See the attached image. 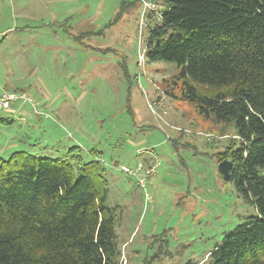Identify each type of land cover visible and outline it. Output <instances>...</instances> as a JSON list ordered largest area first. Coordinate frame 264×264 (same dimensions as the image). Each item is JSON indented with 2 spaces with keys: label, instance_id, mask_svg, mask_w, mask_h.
Returning a JSON list of instances; mask_svg holds the SVG:
<instances>
[{
  "label": "rangeland",
  "instance_id": "374dc122",
  "mask_svg": "<svg viewBox=\"0 0 264 264\" xmlns=\"http://www.w3.org/2000/svg\"><path fill=\"white\" fill-rule=\"evenodd\" d=\"M121 1L0 0V94L27 97L0 109V157L24 150L99 161L127 264L209 263L223 236L257 212L218 173L234 128L166 94L174 62L146 60L161 2L126 0L114 22ZM154 158L145 199L121 167Z\"/></svg>",
  "mask_w": 264,
  "mask_h": 264
},
{
  "label": "trees",
  "instance_id": "16d2710c",
  "mask_svg": "<svg viewBox=\"0 0 264 264\" xmlns=\"http://www.w3.org/2000/svg\"><path fill=\"white\" fill-rule=\"evenodd\" d=\"M154 1L162 8L147 26L146 60L174 62L166 94L233 126L218 161L232 162L229 180L257 211L209 263L185 264H264V0ZM121 3L114 22L132 4ZM107 190L101 163L79 154L0 157V264H122Z\"/></svg>",
  "mask_w": 264,
  "mask_h": 264
},
{
  "label": "built area",
  "instance_id": "2783aa9c",
  "mask_svg": "<svg viewBox=\"0 0 264 264\" xmlns=\"http://www.w3.org/2000/svg\"><path fill=\"white\" fill-rule=\"evenodd\" d=\"M18 97H24L27 99L24 93L17 95L16 93L2 92L0 94V109L8 110L11 106V101ZM158 165L159 161H156L155 158L152 162L138 160L137 163L132 167L126 165L122 166L121 171L135 178L137 185L143 190L144 198L147 199L150 198L148 178L156 171ZM121 261L125 263L126 259L122 256Z\"/></svg>",
  "mask_w": 264,
  "mask_h": 264
},
{
  "label": "water",
  "instance_id": "95a60500",
  "mask_svg": "<svg viewBox=\"0 0 264 264\" xmlns=\"http://www.w3.org/2000/svg\"><path fill=\"white\" fill-rule=\"evenodd\" d=\"M232 162L229 159H223L218 164V173L224 180L230 179V169Z\"/></svg>",
  "mask_w": 264,
  "mask_h": 264
},
{
  "label": "crops",
  "instance_id": "0c3cea01",
  "mask_svg": "<svg viewBox=\"0 0 264 264\" xmlns=\"http://www.w3.org/2000/svg\"><path fill=\"white\" fill-rule=\"evenodd\" d=\"M127 264V263H126Z\"/></svg>",
  "mask_w": 264,
  "mask_h": 264
}]
</instances>
